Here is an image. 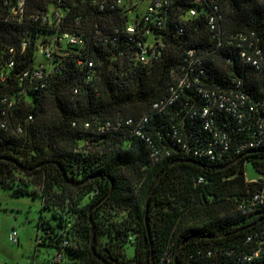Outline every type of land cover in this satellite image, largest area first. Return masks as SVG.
I'll use <instances>...</instances> for the list:
<instances>
[{
    "label": "trees",
    "instance_id": "1",
    "mask_svg": "<svg viewBox=\"0 0 264 264\" xmlns=\"http://www.w3.org/2000/svg\"><path fill=\"white\" fill-rule=\"evenodd\" d=\"M16 1L0 0V189L39 196L37 244L60 264H264V181L244 172L264 173V146H244L264 136L246 60H264V0H166L148 21L150 0ZM238 94L234 113L212 104Z\"/></svg>",
    "mask_w": 264,
    "mask_h": 264
},
{
    "label": "rangeland",
    "instance_id": "2",
    "mask_svg": "<svg viewBox=\"0 0 264 264\" xmlns=\"http://www.w3.org/2000/svg\"><path fill=\"white\" fill-rule=\"evenodd\" d=\"M142 4L145 6V2ZM37 62L46 63L41 55L37 56ZM244 172L248 181H264V173H258L249 162H245ZM40 212L41 200L38 195L13 197L0 189V264H50L53 250L37 244ZM12 231L16 232L17 243H11L8 239ZM126 251L131 257L132 247L127 245Z\"/></svg>",
    "mask_w": 264,
    "mask_h": 264
},
{
    "label": "built area",
    "instance_id": "3",
    "mask_svg": "<svg viewBox=\"0 0 264 264\" xmlns=\"http://www.w3.org/2000/svg\"><path fill=\"white\" fill-rule=\"evenodd\" d=\"M121 1H124V0H117V2H121ZM8 6H9V9L12 13H14V4H10V2L8 3ZM23 4H24V0H17L16 1V9L17 10H22L23 8ZM166 5V0H150L149 1V4L146 8V13H145V16H144V20L145 21H148L150 20V17L154 14H157L161 11V9ZM190 15H194V12L193 11H190ZM57 17V15H55ZM215 17L214 16H210L209 19H208V25H209V28L213 31L216 29V24H215ZM157 25H159V22H157ZM126 31L128 34H133L134 33V26L132 25H129L127 28H126ZM61 41L63 42H66L68 44H71V45H75L78 43V38L74 35V34H69V33H63L61 35V38H60ZM149 48L148 46H141L139 45V53H138V60L140 62H143V63H147V57H146V49ZM46 52V56L48 57L49 56V53L48 51H45ZM153 53V52H152ZM190 54V53H189ZM248 62L251 63L252 66H254L255 68H262L264 69V60H261V59H256V58H247L246 59ZM260 60V61H259ZM12 66V63H9V67ZM33 76L39 78L41 76V73L40 72H34L33 73ZM180 84H184V82L180 81ZM235 99L238 100V102H228V106L225 105V103H227L226 101H228L227 99H225L224 97H218V98H214L212 99V104L214 105V107H218L219 109L221 110H224L226 111L227 113H234V109H237V104H239L240 106L243 107V101L245 100L244 97L241 95V94H238L235 96ZM225 101V102H224ZM209 110H210V107L209 105H205L203 108H202V112H201V116L202 117H205L209 114ZM253 110V107L252 106H249L248 107V111H252ZM242 116V114H239L238 117L240 118ZM203 127L205 129H210L209 128V125H208V122H204V125ZM259 131L260 133L263 132L264 133V122L261 123V125L259 126ZM263 140H258V141H251L247 144H245L244 146H248V147H257V146H260V145H263L264 146V136L262 137ZM214 142H210L208 144L209 148L205 151L204 154H206L207 156H211L212 155V152H211V146H214ZM222 144V147L223 149H227V143L226 142H221ZM195 156L199 157V153H194ZM264 198V195H260V196H255V199H262ZM8 239L11 243H17L18 242V239H17V235H16V232L15 231H12L9 236H8ZM247 240H249V238H247ZM258 252L259 250H256L253 252L252 255L250 256H244L242 258V261H250L254 256H257L258 255ZM61 262V253H57L53 259H52V263L54 264H60ZM159 264H169V258H166V256H162L159 258Z\"/></svg>",
    "mask_w": 264,
    "mask_h": 264
},
{
    "label": "water",
    "instance_id": "4",
    "mask_svg": "<svg viewBox=\"0 0 264 264\" xmlns=\"http://www.w3.org/2000/svg\"><path fill=\"white\" fill-rule=\"evenodd\" d=\"M63 177H65V174L63 173ZM111 184H112V182H110ZM110 193V191L104 196V198L103 199H105L107 196H108V194ZM102 199V200H103ZM102 200H100V201H102ZM100 201L98 202V203H100ZM91 210L92 209H90V211H89V213H88V215H89V219H90V222H91V218H90V213H91ZM94 227H93V224H92V222H91V232H90V248H91V251H92V253H93V255L96 257V258H98V259H100L96 254H95V252H94V249H93V243H94ZM150 264H153V259L151 258L150 259Z\"/></svg>",
    "mask_w": 264,
    "mask_h": 264
}]
</instances>
